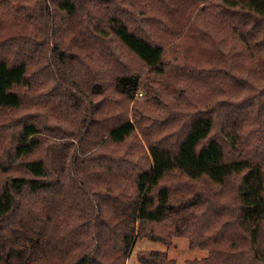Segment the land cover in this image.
Wrapping results in <instances>:
<instances>
[{"label": "trees", "instance_id": "1", "mask_svg": "<svg viewBox=\"0 0 264 264\" xmlns=\"http://www.w3.org/2000/svg\"><path fill=\"white\" fill-rule=\"evenodd\" d=\"M138 236L264 264V0H0V264Z\"/></svg>", "mask_w": 264, "mask_h": 264}, {"label": "rangeland", "instance_id": "2", "mask_svg": "<svg viewBox=\"0 0 264 264\" xmlns=\"http://www.w3.org/2000/svg\"><path fill=\"white\" fill-rule=\"evenodd\" d=\"M161 96H166V92H163ZM167 96L168 97L166 100H170V102L174 104L175 99L173 95L172 96L167 95ZM136 98L138 102L142 101L143 99L144 100L147 99L146 95L144 94L142 95V93L140 92L139 94H137ZM133 107H136V102L131 103V107H130L131 117H133V111H132ZM236 182L237 180L234 181V183ZM226 192H227L226 194L230 193V191H226ZM205 218L206 217H204V219ZM152 249L166 251L170 257L176 260V264H188V260L194 259L196 257H204L209 253L208 248L191 247L190 237L188 236L175 237L170 241H155L148 239L145 236H138L134 240V243L131 246L130 250H128L127 252L125 258V264H139L137 260V254L140 253L141 251L152 250Z\"/></svg>", "mask_w": 264, "mask_h": 264}]
</instances>
